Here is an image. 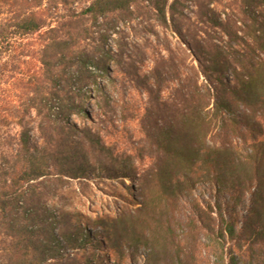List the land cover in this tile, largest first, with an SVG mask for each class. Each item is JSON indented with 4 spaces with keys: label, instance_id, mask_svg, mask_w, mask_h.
<instances>
[{
    "label": "trees",
    "instance_id": "obj_1",
    "mask_svg": "<svg viewBox=\"0 0 264 264\" xmlns=\"http://www.w3.org/2000/svg\"><path fill=\"white\" fill-rule=\"evenodd\" d=\"M232 3L231 17L212 23L215 37L205 31L204 41L187 49L192 60L185 50L177 56L166 48L149 71L125 73L147 100L137 119L149 149L140 146L137 168L131 155L114 158L98 145L88 128L76 142L71 118L86 116L84 101L96 100L95 92L105 99L97 80L111 79L107 61L114 59L93 56L101 51L91 46L94 30L137 4L166 26L176 4L0 0V264H96L66 255L86 244L122 264L125 251L112 238L103 244L69 214L49 210L56 190L48 185L72 179V172L134 175L140 207L122 232L143 239L146 264H237L234 256L240 264H264V0ZM90 153L113 162L90 166ZM196 186L213 189L214 204L191 202L184 213L180 202ZM245 194L247 217L239 222L235 210ZM137 226L155 233L134 235Z\"/></svg>",
    "mask_w": 264,
    "mask_h": 264
},
{
    "label": "rangeland",
    "instance_id": "obj_2",
    "mask_svg": "<svg viewBox=\"0 0 264 264\" xmlns=\"http://www.w3.org/2000/svg\"><path fill=\"white\" fill-rule=\"evenodd\" d=\"M171 3L176 4L175 11L172 16L167 15L166 26L159 22L146 4H137L131 8V14L120 16L118 19L109 18L99 29L94 30L91 46L93 48L99 46L101 51L99 54L94 53L93 56L99 57L102 52H106L108 57L114 59L107 61L111 79L108 81L101 77L97 80L98 88L105 94V99H102L101 93L95 92V98L98 99L90 97L84 101L88 106L85 109L86 116L71 118L74 131L70 137L76 142H79L82 131L88 128L92 134L100 138L98 145H103L114 153V158L121 154L131 155L129 164L137 168L142 167L138 158L140 146L149 149L145 142H141L142 131L137 119L141 116L147 100L145 94L125 73L132 67L140 68L144 72L149 71L153 67L152 60L157 58L159 52L162 56L168 55L166 48L177 56L179 50H185L186 56L190 58L187 49H190V46L195 48L196 43L204 41L205 31L211 30L209 35L214 38L212 23L219 18L225 19L224 14L231 17L234 13L232 11L235 10L232 0H170ZM154 36H157V39ZM223 41L226 39L223 38ZM118 54L121 56L120 64L115 62ZM135 115L137 117H134ZM90 156L95 160L90 161V166L113 162L112 157L105 155ZM76 164H79V160H76ZM143 165L146 166V162H143ZM77 174L79 172H72V179L64 177L62 181L48 185L50 190H56L55 195L47 203L49 210L69 214L75 227L85 232L89 231L103 244L109 245L108 240L112 238L117 242V247L125 251L122 264H146L143 256L148 250L143 248L145 245L143 239L137 237L131 239L128 232L126 235L122 232L123 227L131 225L132 217H135L136 209L140 207L138 182L134 175L117 172L114 175L106 174L102 178H96L98 172H95L93 176L79 178L80 176H75ZM213 192V189L205 190L202 186H196L189 197L181 200V210L188 213L191 202L214 204ZM248 199L249 195L245 194L235 210L239 222L247 217ZM219 200L224 203L226 198L222 195ZM141 219L144 220L142 217ZM62 225L65 226V223ZM101 225L103 227H100ZM76 230L77 228H74L72 231ZM144 230L145 228L137 226L134 227L133 233L143 234L149 238L152 237L151 232L155 233L154 230ZM228 246L229 243L226 248ZM246 248L245 245L240 251L244 259L249 255ZM131 250H136L132 258ZM66 252L70 257L78 254L83 258H93L96 264H115L113 258L105 250L101 253L96 245L86 244L81 251L68 249ZM102 257L105 260H102ZM233 258L237 264L241 263L242 258L238 256Z\"/></svg>",
    "mask_w": 264,
    "mask_h": 264
}]
</instances>
